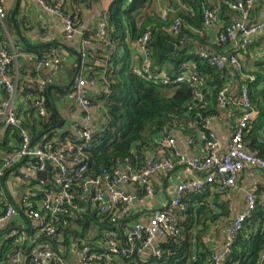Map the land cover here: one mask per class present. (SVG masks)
I'll list each match as a JSON object with an SVG mask.
<instances>
[{
	"label": "built area",
	"instance_id": "built-area-1",
	"mask_svg": "<svg viewBox=\"0 0 264 264\" xmlns=\"http://www.w3.org/2000/svg\"><path fill=\"white\" fill-rule=\"evenodd\" d=\"M27 1L37 3L48 13L59 18L69 39L84 36L86 32H89L84 23L78 22L77 18L67 14L61 5H51L48 0ZM155 1L153 0V2ZM257 3L258 0L226 2V5L237 14V17L229 25L224 26L217 40L224 45L236 44L237 48L234 51L216 56L207 52L198 53L211 68L222 71L230 67L237 74L243 76L247 82L242 88L239 98L233 97L234 93L230 86L224 88L219 94V108L224 111L220 117L233 118V113H228L231 106L234 107L233 111L237 117L228 146L224 147L215 133L210 131V134L204 135L203 138L204 155L188 157L178 149L176 139L168 137L162 142V147L159 149V153L164 156L162 160H154L149 155L144 167L140 169L128 161H120L111 168L103 169L99 176H90L88 174V152L94 146L95 137L105 131L108 121L106 110L101 109L100 113L95 112V106L87 92L89 84L87 73L83 70L65 96L82 112L81 120L72 124L69 130L70 135L64 140L53 139L35 143L29 131L24 129L20 136V145L4 159L3 169L0 171V191L3 188L6 171L26 166L28 173L22 177L23 185L31 187L34 184L31 174L47 171L46 163L49 162L50 169L47 171V179L45 181L38 180L36 182L38 191L34 194L35 197L27 195L23 198L22 204L23 208H27L26 215L39 223L41 233L56 237L60 225L63 227L69 225V222L62 218H69L70 215L73 218L84 217L83 214L87 211V207L82 208L83 204H87L86 206L99 215H112L116 221L115 228H117L123 215L136 202L154 198L156 178L168 175L178 167H182L188 178L177 186L172 200L164 209L153 212L148 223L138 222L129 226L124 233L123 244L116 239L114 234L108 233L101 242L96 243V245H104L103 252H93L84 241H82V247L79 246L80 242L78 241L74 246V255L84 264H111L114 255L130 259L135 256H144L148 251H152L154 257L160 256V248H155L154 243L159 238L166 241L179 236L175 212L179 210L181 203L188 195L203 194L207 190H215L225 195L229 191L239 188V180L247 169L264 170V160L251 153L245 142L246 130L258 117L249 91V84L255 81V77L243 73L244 60L251 55L248 50L253 46L255 38L264 31V22L257 24L251 21ZM169 13V8L161 12L163 21L167 20ZM219 13V8L205 10L203 19L205 31L217 23ZM106 14L100 20L95 34L96 40L103 50L99 66L105 69L109 67L112 56L115 54ZM7 18V2L0 0V26L4 30H6ZM179 30L180 22L178 21L169 29V32L178 35ZM150 39V33H147L134 43L139 58L138 63L131 68L134 76L144 78L159 87H172L189 82L195 88L201 84L202 79L196 66L192 63L184 65V72L176 77L168 75L166 71L158 72L153 62ZM85 43L90 42L86 41ZM260 57L264 60V53ZM18 58L19 53L16 48L0 47V88L4 89L7 94V100L1 102L0 105V123L11 130L23 126V119L14 107L15 97L17 94H21L25 99H30L27 86L21 83L14 69L15 61ZM27 59L34 62L39 71L57 68L62 63L61 53L58 49H53L42 59L34 55H28ZM88 64L89 54L86 51L82 55L81 68L87 69ZM47 91L48 82L44 78H40L37 95L31 99L37 118L48 115L45 94ZM196 96L201 98V93L196 92ZM220 117L212 118L208 121V125ZM187 144L195 151L197 146L195 139H188ZM34 161H37L38 165L32 164ZM257 191L258 186H255L246 192V207L233 220L225 246L223 250L213 256L211 264H223L230 257L235 239L257 208ZM33 197L35 198L34 203ZM5 205L0 214V226L12 220L21 210L13 204ZM19 233L20 231H17L15 235L18 236ZM260 262L264 264V253ZM11 264H24L23 254L19 252L13 256ZM29 264L66 263L61 254L50 246H44L32 255Z\"/></svg>",
	"mask_w": 264,
	"mask_h": 264
},
{
	"label": "trees",
	"instance_id": "trees-1",
	"mask_svg": "<svg viewBox=\"0 0 264 264\" xmlns=\"http://www.w3.org/2000/svg\"><path fill=\"white\" fill-rule=\"evenodd\" d=\"M64 1L48 0L51 5H61L67 14L83 23L77 12L72 14L65 9ZM102 1L106 0H70L75 8L92 6ZM167 2L170 13L167 20L163 21L161 14L153 8V0H114L106 14L111 42L113 45L117 44L128 49V42L135 43L139 38L150 33L153 62L158 72L166 71L168 75L176 77L184 72V65L192 63L202 79L201 84L195 88L189 82L172 87H159L144 78L134 76L131 72L132 66L128 64L123 71L115 75L107 68L100 70L96 68L99 72L107 73L109 91L104 93L99 101L92 99L91 101L93 105L100 101L105 104L108 124L105 131L95 137L94 146L88 152V174L92 177L99 176L103 169L111 168L120 161H128L139 169L143 168L150 153L160 149L162 142L168 137H173L175 133H182L193 137L192 139L196 137L197 131L207 136L210 134L208 121L224 114L218 104L220 92L230 86L232 93L235 90L234 98H239L242 88L247 84L243 76L230 67L222 71L211 68L195 51L197 45H204L225 54L221 51L229 45L221 44L218 40L213 47L209 44L203 25L204 13L207 8H219V14L228 18L226 25H229L232 22L231 13L234 12L226 2H236V0H168ZM174 4L180 7L179 11L174 12ZM8 19L9 17L6 22ZM178 21L179 34L173 35L169 29ZM3 30L0 26V31ZM92 35L95 34L86 32L83 41L95 40L96 37L92 38ZM4 38V35L0 37V47L10 49ZM173 46L175 49L172 48ZM252 47L249 48V52H252ZM53 49L55 48L43 47L32 49L33 51L30 50L29 53L42 59ZM113 59L114 56L112 62ZM243 73L255 77V81L249 84V91L253 107L258 114L257 119L245 132V142L251 153L264 160V60L255 61L252 69L245 65ZM196 92L201 93V98L196 96ZM45 94L48 115L36 120L27 118V122H23V126L15 130L8 128V140L0 142V154L3 151L12 153L17 149L24 129L34 130L31 135L33 141L39 137H41L39 141L64 140L70 135L69 132L61 134L56 129L61 122V115L50 103L48 93ZM11 140L13 146L9 147ZM3 164L4 159L0 156V171L3 169ZM32 164L38 165L37 161ZM13 171L15 170L6 171L3 188L7 176ZM31 180L34 184L37 182L36 178ZM3 188L0 191V214L6 206L1 203ZM211 193L207 190L205 194H190L183 200L179 210L175 212L179 236L169 238L160 244V256H152L144 261L142 256L127 259L114 255L111 264H211L213 256L217 253L210 248L207 238L210 222L214 223L219 218L206 200ZM221 196L224 195L220 193L216 195L218 198ZM262 196L264 197V188L259 186L257 208L235 239L231 247L232 253L223 264H261L260 259L264 253V203L260 198ZM86 205H82V208L87 207L84 217L73 218L70 215L69 218H62L68 221L69 225L67 227L60 225L56 237L48 236L38 230L34 239L36 245L50 246L61 254L58 245L63 243V246L68 248L72 244L75 246L77 240H83L89 235L92 224L98 228L100 241L106 234L112 233L123 244L127 224L120 220V224L115 228L116 221L112 215H99ZM221 209L224 212L221 216L229 217V212H225L224 207ZM26 211L27 208L24 207L18 214L26 215ZM31 235L33 233H30L29 237ZM18 236H21V233ZM27 243L28 241L20 243L12 238L2 245L0 264H11L13 256L17 253L23 254V249L30 250L26 246ZM81 244L82 242L79 244L80 247ZM87 245L93 252L99 253L105 249L104 245H95L91 242H87ZM31 258L32 256L28 258V264Z\"/></svg>",
	"mask_w": 264,
	"mask_h": 264
},
{
	"label": "crops",
	"instance_id": "crops-1",
	"mask_svg": "<svg viewBox=\"0 0 264 264\" xmlns=\"http://www.w3.org/2000/svg\"><path fill=\"white\" fill-rule=\"evenodd\" d=\"M61 1V0H60ZM114 0H106L100 3L94 4L92 6H81L75 8L70 0H65V9L70 13H78L80 19L88 27L91 34H96L100 20L108 12L111 4ZM168 0H156L153 4V8L161 14L165 9L169 8L167 4ZM8 8V28L10 33L6 30L0 31V37L4 35V39L9 45V48H16L19 53V58L15 61L14 69L19 76L21 83L27 86V90L30 99H25L21 94H17L14 100V107L18 111V114L23 119V122H27V118L36 120L37 114L34 110V105L32 104V97L37 95V85L40 78H44L48 82L47 91L50 103H52L56 110L60 113L61 119L65 123V128L68 132L74 122H78L82 118V112L71 102L66 99V93L70 90L69 85L72 83L75 77L85 70L87 73L88 87L87 92L89 97L94 101H99L100 97L108 92V82L106 74L102 73L100 70V59L103 57V50L101 49L100 43L95 39L90 43H85L83 41V36H76L73 39H69L63 29L61 21L59 18L51 15L45 9L40 7L37 3L28 2L27 0H6ZM64 4V5H65ZM101 4V5H100ZM174 12L180 10V7L173 5ZM16 12L15 18L12 19V15ZM220 15V14H219ZM232 21L237 17L236 13H231ZM253 23H263L264 22V0H258L256 9L251 17ZM228 23V18L223 16L218 17L217 23L205 31L206 37L208 38L209 44L213 47L217 41L218 35L221 33L222 29ZM18 30H20L22 38L18 35ZM95 35H92V38ZM129 40V39H128ZM128 49L119 47L114 44L115 54L113 62H110L107 70L112 71L114 75L117 72L123 71L127 66H133L138 63V52L134 47V43L128 42ZM43 47H53L58 49L61 53L62 63L57 68H50L44 70H38L36 64L27 59L28 55H35L29 53L33 51L32 49H39ZM237 48L236 44H231L227 48L222 49L221 52L226 53L228 51H234ZM253 50L251 55L245 58V65L252 69L254 62L262 60L260 56L264 53V31L259 34L253 44ZM89 54V64L88 68H79V55H83L84 52ZM196 52H207L211 55H220L213 48L209 46H196ZM37 56V55H35ZM38 57V56H37ZM98 68V69H96ZM132 68V67H131ZM235 97V90L234 94ZM7 100V94L4 89L0 88V105L1 102ZM95 106V112L100 113L101 109H105V104L100 101ZM233 106L230 108L229 114L233 113L234 117L228 119L225 117H220L217 120L211 122L208 127L210 131L214 132L217 138L221 141L224 147L228 146L231 134L233 132L234 126L236 124L237 117L233 111ZM232 109V110H231ZM101 117L103 118L102 114ZM98 118V116H97ZM32 135L33 129H26ZM8 128L0 123V142L8 140ZM173 138L177 141L178 149L187 155L188 157H194L195 155H204V134L197 131V135L194 138L197 142L195 151L191 149L187 141L193 137L185 136L182 133H175ZM15 144V143H14ZM13 146V140L9 147ZM10 152L3 151L0 156L5 159ZM150 156L154 160H162L164 156L157 151H152ZM28 173L26 166H21L15 171L11 172L4 183L3 196L1 203L7 204L8 202L13 203L17 206L19 211H22L23 204L22 200L27 195H32L35 197V193L38 191V187L33 184L31 187H25L23 185L22 177ZM31 178H36L38 181V174H31ZM188 176L184 168L178 167L174 172L168 175L156 178L154 181L156 194L151 200H142L136 202L133 207H131L126 214L123 215L122 221H124L127 226H131L135 223H148L150 215L153 212L162 210L164 207L172 200L175 194V190L179 184L185 182ZM259 186L264 188V172L256 168L247 169L241 176L239 180V188L237 190H231L220 198L216 197L218 194L215 190H210L212 192L206 199L209 203L210 208L219 215L218 220L214 223L210 222V232L207 241L210 248L219 253L223 250L228 231L232 225L233 220L240 215L245 207V194L247 191L251 190L253 187ZM28 188V189H27ZM205 194V193H204ZM33 197V203L35 198ZM261 202L264 203V197H260ZM220 206V207H219ZM222 207L225 208V212H229V217H223L224 214ZM39 223L23 213L18 214L12 220L0 226V248L5 243L12 238H15L17 242L24 243L28 241L27 248L30 250L23 249V261L24 264H28L27 260L30 256L34 255L36 251L41 248L40 245H36L34 239L39 230ZM20 231L21 236H16L15 233ZM98 228L96 225L92 224L90 228L89 235H87L83 240H77L78 242L84 241L85 243L91 242L95 244L101 242L100 237L97 234ZM19 233V234H20ZM33 233L31 237L29 234ZM35 233V234H34ZM35 235V236H34ZM62 240H60L61 242ZM63 241H65L63 239ZM164 240L159 238L155 243V248H160V244ZM83 243V242H82ZM63 261L66 264H84L79 258L74 255L73 244L70 248L64 247L63 243L58 245ZM161 250V249H160ZM152 257V251H148L142 259L144 261Z\"/></svg>",
	"mask_w": 264,
	"mask_h": 264
},
{
	"label": "water",
	"instance_id": "water-1",
	"mask_svg": "<svg viewBox=\"0 0 264 264\" xmlns=\"http://www.w3.org/2000/svg\"><path fill=\"white\" fill-rule=\"evenodd\" d=\"M174 8L176 9V6H174ZM15 15H16V12L12 15V19L15 18ZM17 32H18V35L20 36V38H22V40H23V37H22V34H21L20 30H18ZM172 48L175 49L174 46ZM78 59H79V68H80L81 67V64H82V56L79 55L78 56ZM76 79H77V77L74 78V80L72 81V83L69 85V88L68 89L71 88V86L73 85V83L75 82ZM51 89L52 88H50L48 91H51ZM56 129L59 130V132L61 134H66L68 132V129L65 128V123H64V121L62 119H61V122H60V124L58 125V127ZM40 139H41V137L37 138L34 142L36 143ZM46 169H47V171L50 169V163L49 162L46 163ZM47 171L38 173V179L39 180H42V181H45L47 179Z\"/></svg>",
	"mask_w": 264,
	"mask_h": 264
},
{
	"label": "rangeland",
	"instance_id": "rangeland-1",
	"mask_svg": "<svg viewBox=\"0 0 264 264\" xmlns=\"http://www.w3.org/2000/svg\"><path fill=\"white\" fill-rule=\"evenodd\" d=\"M8 22H6V28H7V30H8V32L10 33V29L8 28ZM73 248H74V246H73Z\"/></svg>",
	"mask_w": 264,
	"mask_h": 264
}]
</instances>
